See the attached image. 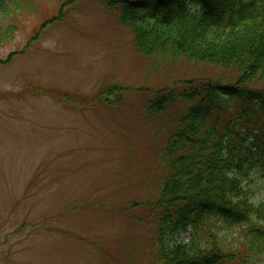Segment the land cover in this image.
I'll list each match as a JSON object with an SVG mask.
<instances>
[{"label": "rangeland", "instance_id": "374dc122", "mask_svg": "<svg viewBox=\"0 0 264 264\" xmlns=\"http://www.w3.org/2000/svg\"><path fill=\"white\" fill-rule=\"evenodd\" d=\"M14 1L0 0V264H157L161 153L204 85L236 72L138 54L119 13L139 0ZM111 86L119 102L95 104ZM246 185L264 204V180ZM246 226L219 231L245 247Z\"/></svg>", "mask_w": 264, "mask_h": 264}, {"label": "trees", "instance_id": "16d2710c", "mask_svg": "<svg viewBox=\"0 0 264 264\" xmlns=\"http://www.w3.org/2000/svg\"><path fill=\"white\" fill-rule=\"evenodd\" d=\"M122 3L119 21L141 56L236 72L232 84L204 85L205 96L179 120L161 153L168 171L151 204L157 264H248L264 255V204L256 205L246 188L253 176L264 180V0ZM11 31L0 35V44ZM119 95L111 86L94 103L114 104ZM91 103L84 98L74 107L89 109ZM164 103L157 100L151 111H161ZM226 220L247 223L245 247L220 233L219 222ZM185 234L188 240L180 241Z\"/></svg>", "mask_w": 264, "mask_h": 264}]
</instances>
